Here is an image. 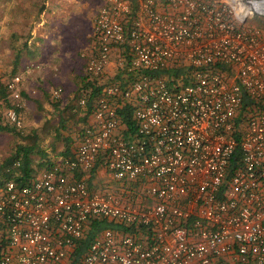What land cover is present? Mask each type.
Here are the masks:
<instances>
[{
	"label": "built area",
	"instance_id": "built-area-1",
	"mask_svg": "<svg viewBox=\"0 0 264 264\" xmlns=\"http://www.w3.org/2000/svg\"><path fill=\"white\" fill-rule=\"evenodd\" d=\"M257 13L264 0H101L77 93L93 121L72 156L0 184V264H264V30L247 24ZM22 80L0 73V124L17 131ZM96 166L115 185L75 178ZM98 219L122 228L75 259Z\"/></svg>",
	"mask_w": 264,
	"mask_h": 264
},
{
	"label": "crops",
	"instance_id": "crops-1",
	"mask_svg": "<svg viewBox=\"0 0 264 264\" xmlns=\"http://www.w3.org/2000/svg\"><path fill=\"white\" fill-rule=\"evenodd\" d=\"M88 5L81 0H0V73L3 79L12 74L22 75V96L25 102L51 110L52 115L58 108L76 107L69 115L61 111L63 116L57 117L55 133L49 132L44 136L38 132L44 129L45 123L49 125L54 119L47 122L51 117L49 113L40 119L35 116L38 122L34 127H37L36 132L41 136L40 142L37 138V145L33 149L35 152L31 154V165L35 172L46 169L60 156H72L82 139L83 129L93 121L88 108L77 105V93L84 75V68L81 74L79 69L82 60L84 65L87 59L86 56L82 59V56L88 55L87 51L81 52V12ZM255 15L262 18L264 13L250 15L248 19L257 18ZM249 25L264 30L263 26L252 22ZM91 43L84 48L89 51ZM114 61L115 58L108 66L109 73L115 69ZM60 83L70 87L65 88L67 94L55 106L47 96V87L44 85L53 89L59 87ZM133 132L132 122V127L127 125L123 135L128 138ZM74 176L76 179H84L90 188L115 185L113 178L101 166H96L89 173H76ZM226 263L234 264L226 259L217 264Z\"/></svg>",
	"mask_w": 264,
	"mask_h": 264
},
{
	"label": "rangeland",
	"instance_id": "rangeland-1",
	"mask_svg": "<svg viewBox=\"0 0 264 264\" xmlns=\"http://www.w3.org/2000/svg\"><path fill=\"white\" fill-rule=\"evenodd\" d=\"M82 3H89V5L87 6L86 10H84L83 12H81V36H82V49L81 52L83 53L84 51H87L88 54L91 53L92 50V43H91V39H92V30H93V23H94V18L95 15L101 5V0H81ZM255 17H257V15H255ZM250 20V21H249ZM254 23L255 25H260L264 27V16L262 18H252V19H248V24ZM91 43V47L90 50L88 51V48H84V46H86L88 44V46ZM84 48V49H83ZM85 58V56H82V59ZM86 63V61H85ZM85 67V64L83 65V60L81 62V68L80 70V74L83 70V68ZM79 74V75H80ZM82 78V77H81ZM80 79L77 80V84L79 83ZM66 83V82H65ZM61 85H59V87L62 88L63 92H62V96L57 100V101H53L51 99V91L52 89H49L50 87L47 85H44L47 87V90H45L47 96L50 98L51 102L53 104H55V106H57L59 103H61L62 99L64 98L65 94H67L65 92V88H69L70 86L68 84H66V87L63 86L62 83H60ZM40 87V86H38ZM73 87V86H72ZM49 89V91H48ZM54 89V88H53ZM75 97V96H74ZM74 97H72L73 99H75ZM25 102V100H24ZM76 107H72V106H68V108L66 109H56L54 111V115H52V111L47 110L46 108L42 107H38L36 104L30 103V105L28 103L25 102V105L22 109V117H23V121H24V128L22 131H17L16 129L12 128V127H7V129H0V164L2 162H6L7 160L11 159L12 156L15 154V151L17 149V147L19 145L22 146H33L35 148V146L37 145V138L40 142L41 140V136H39L37 134V127L35 128V124H37L38 121L35 120V116H37V118H41V117H45L47 113L51 114V117L47 120V122L51 121L54 119L53 122L49 123V125L47 123H45V127L43 130H41L40 133L41 135L44 136V134H49L50 133H55V128L58 125L57 122V117L58 115L63 116V114L61 113V111L64 112V115H69V113H71L73 111V109H75ZM1 125V124H0ZM3 126V125H2ZM38 142V143H39ZM41 143H43V141H41ZM47 144H51L50 142H47ZM40 148V146H38ZM37 158V157H35Z\"/></svg>",
	"mask_w": 264,
	"mask_h": 264
},
{
	"label": "trees",
	"instance_id": "trees-1",
	"mask_svg": "<svg viewBox=\"0 0 264 264\" xmlns=\"http://www.w3.org/2000/svg\"><path fill=\"white\" fill-rule=\"evenodd\" d=\"M100 92L98 88H94L92 98L89 102V105H91L94 97ZM91 108V107H90ZM90 108L88 107V112L90 111ZM127 111L124 109L120 112V114H123L125 116V121L127 122V125L132 127V122L129 120V115L126 114ZM0 129H7V126L0 125ZM33 146H22L19 145L15 151V154L12 156L11 159L7 160L6 162H2L0 164V184L4 181V179L8 178H14L15 181L18 183H24L31 175L35 172V168L32 167L31 161L33 158H31L32 152H35ZM19 160L20 166L19 171L18 170H11L9 173L7 172V168L9 166H12L13 162ZM20 172V174H16ZM105 228H111V229H120L122 228L118 224L114 222H110L103 219L94 220L86 229V232L84 233V236L81 238L77 245V249L75 251V259H78L81 254L85 252L87 247L92 243V241L97 237V235Z\"/></svg>",
	"mask_w": 264,
	"mask_h": 264
}]
</instances>
